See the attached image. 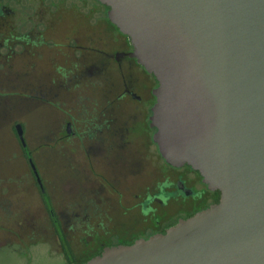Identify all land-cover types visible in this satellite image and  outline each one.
Masks as SVG:
<instances>
[{
    "label": "flooded vegetation",
    "instance_id": "flooded-vegetation-1",
    "mask_svg": "<svg viewBox=\"0 0 264 264\" xmlns=\"http://www.w3.org/2000/svg\"><path fill=\"white\" fill-rule=\"evenodd\" d=\"M109 12L99 0H0V126H22L31 173L12 182L40 192L63 264L166 234L221 201L199 172L163 158L151 124L159 82ZM40 113L41 153L22 123ZM51 165L75 180L63 208Z\"/></svg>",
    "mask_w": 264,
    "mask_h": 264
},
{
    "label": "water",
    "instance_id": "water-1",
    "mask_svg": "<svg viewBox=\"0 0 264 264\" xmlns=\"http://www.w3.org/2000/svg\"><path fill=\"white\" fill-rule=\"evenodd\" d=\"M99 1L159 82L151 124L163 158L199 172L221 201L86 264H264V0Z\"/></svg>",
    "mask_w": 264,
    "mask_h": 264
},
{
    "label": "rangeland",
    "instance_id": "rangeland-1",
    "mask_svg": "<svg viewBox=\"0 0 264 264\" xmlns=\"http://www.w3.org/2000/svg\"><path fill=\"white\" fill-rule=\"evenodd\" d=\"M42 116L41 113L34 115L30 125L27 118L22 121L27 143L32 151L40 153L41 130L35 128L43 121ZM22 152L24 149L14 127L0 126V264H63L57 229L44 220L46 211L40 192L35 188L25 192V185L20 188L12 182L15 172L19 180L31 175L26 161L19 160ZM39 163L40 169L45 171L42 161ZM45 175L46 178H61L62 172L51 165ZM61 179L53 183L59 192L54 194V200L57 206L63 208L68 204L64 200H69L67 193L75 180ZM13 191L17 192L13 194ZM26 218L33 223H24Z\"/></svg>",
    "mask_w": 264,
    "mask_h": 264
}]
</instances>
